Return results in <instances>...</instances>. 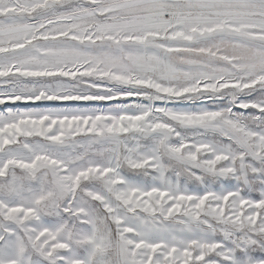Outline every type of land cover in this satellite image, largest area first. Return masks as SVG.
<instances>
[{
	"label": "snow or ice",
	"instance_id": "6c2138e0",
	"mask_svg": "<svg viewBox=\"0 0 264 264\" xmlns=\"http://www.w3.org/2000/svg\"><path fill=\"white\" fill-rule=\"evenodd\" d=\"M0 264H264V0H0Z\"/></svg>",
	"mask_w": 264,
	"mask_h": 264
}]
</instances>
